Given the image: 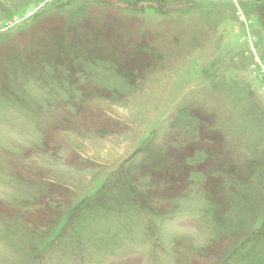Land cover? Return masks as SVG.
<instances>
[{
	"label": "rangeland",
	"instance_id": "obj_1",
	"mask_svg": "<svg viewBox=\"0 0 264 264\" xmlns=\"http://www.w3.org/2000/svg\"><path fill=\"white\" fill-rule=\"evenodd\" d=\"M0 264H264V0H0Z\"/></svg>",
	"mask_w": 264,
	"mask_h": 264
}]
</instances>
